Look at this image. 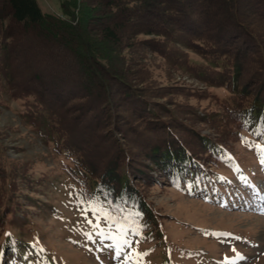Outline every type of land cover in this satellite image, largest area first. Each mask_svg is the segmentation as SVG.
<instances>
[{"label": "rangeland", "instance_id": "374dc122", "mask_svg": "<svg viewBox=\"0 0 264 264\" xmlns=\"http://www.w3.org/2000/svg\"><path fill=\"white\" fill-rule=\"evenodd\" d=\"M36 1L44 14L64 19L62 6L72 0ZM77 1L82 12L94 7L93 0ZM197 1L206 12L200 10L190 25L174 22L182 33L170 38L169 51L155 35H134L132 28L121 32L111 60L118 76L103 78L107 85L100 84V90L95 80L83 78L77 61L59 64L44 54L38 33L23 31L7 40L14 24L0 6V245L8 231L43 247L55 264H264V143L255 144L248 134L237 138L238 119H218L219 101L231 94L217 83L223 71L206 58L226 46L232 55L240 54L239 87L262 82L264 0H236L234 24L220 23L223 12L219 19L211 16L220 11L217 4ZM142 19L143 27L155 21ZM97 23L91 28L104 22ZM185 31L191 33L186 39ZM197 34L198 49L185 48ZM48 108L53 119L44 112ZM153 111L170 120L168 126L154 121ZM57 118L64 127L63 145L81 146L95 169L111 167L117 177L128 173V185L149 206L152 225L135 234L83 212L80 199L89 184L81 175L87 185L81 187L63 168L76 169L54 142L62 138L49 128ZM176 138L197 161L200 176L211 179L201 182L202 189L173 187L150 156ZM203 138L229 160L215 151L205 155ZM189 173L196 175L197 168Z\"/></svg>", "mask_w": 264, "mask_h": 264}, {"label": "trees", "instance_id": "16d2710c", "mask_svg": "<svg viewBox=\"0 0 264 264\" xmlns=\"http://www.w3.org/2000/svg\"><path fill=\"white\" fill-rule=\"evenodd\" d=\"M93 1L92 6L94 7H89L88 12H82L83 10L79 8V4H82L78 3L77 0L66 2L62 6L65 18L59 19L44 14L36 0H0V6L7 11L11 19L10 22L14 24L11 27L14 35L12 33L11 36H7V40L13 39L15 35L23 33V31L28 32V34H33V32L34 34L38 33L39 40L37 41H42L41 50L44 54L47 56L50 55L51 59H54L53 61L59 64L69 58L70 60H75V62L77 61L75 63L76 68L81 72L84 70L83 78L86 77L95 80L98 86L96 89L100 90V84L107 85L105 83L107 82L106 79L108 80L111 77L118 76L119 72H116L114 67H112L113 63L111 60L115 52L114 47L120 45L121 32L132 28L131 32H134V35H155L158 38L155 39L156 43H159L163 51L166 52L170 50V45L174 44L170 38L182 33L181 27L174 25V22L184 23V26L190 25V21L198 18V16L201 17L198 13L200 10L206 12V8H204L206 6H203L201 1L198 2L197 0ZM211 2L217 4L220 10L218 13L211 14L213 18L219 19V13L223 12V16L221 15L219 19L221 21L220 23L225 24V22L232 21L231 23L234 24L236 22V15L234 13V6L237 3L236 0H207L208 4H212ZM94 12L95 14H92ZM143 17H154L155 21L151 25L146 24L143 27L142 25H145L143 24ZM222 17L227 19L224 18L225 20H223ZM105 19H108L109 22L106 23L104 21ZM98 20L99 23L97 25L102 21L104 22L103 25L101 23L100 26L98 25L99 27L91 28V24H96ZM231 23H226V25L230 26ZM33 30H37V32ZM184 33L185 39L191 34L186 31ZM200 41H202L200 37H195L193 39L194 44L188 42L189 46L188 44L184 46L185 48H194L197 50L198 47L195 42L199 43ZM7 48L6 50H9ZM230 51V49L224 46L219 51H209L206 57L212 60L216 70L219 69L224 72V74L222 72L217 83L219 84V81H221L220 85L229 88L227 91H229L232 97V99L229 96V98L219 101L218 109L221 111L218 112L220 113V118H218V112L213 113V115L211 114L210 117L212 119L217 117L223 120L224 116L225 118L228 116L232 119H238L236 124L237 134L234 133L237 138H242L248 134L255 139V144H263L264 80L259 83H253V87L247 85V89L239 87V84H241V74L243 73L242 62H240L239 53L232 55ZM52 52L59 54L54 55ZM249 60H247L248 63H250ZM58 73L59 75L62 74L60 72ZM203 75V73H200L198 76L203 78ZM103 78H105V82H103ZM220 85L218 86L220 87ZM254 91L255 95H253ZM233 97L237 99V103H231ZM44 112L50 115L51 119H53L52 116H56L51 108H48ZM151 115L152 119L154 121L156 119V122L160 125L168 126V123H170V120L158 113L155 114L154 111ZM222 115H224L223 118ZM58 116L61 117L60 115ZM61 124L62 121L60 118H57V121L53 120V124H50L49 128L52 132L61 136V132L62 135L64 132V127ZM61 137L54 138V142L60 144L58 149L60 152H67L70 155L76 167V169L70 167L71 164L63 166V168L67 167V175L79 181L81 187H87L86 184L81 183L84 179L89 184L87 193L82 194V198L80 199V208L86 215L111 220L112 225H117L121 229H134L135 234L146 230L152 225L151 221L153 219L150 215L149 206L146 205L142 195L136 189L132 188V186L128 185L130 178L128 173L120 174L117 177L111 167L95 169L92 167V163L85 159V154L80 148L81 146L76 144L74 149L72 148L74 146L68 142L63 145L65 138L63 136ZM181 142H178L177 138L176 142H173L172 139L171 141L164 142V148L161 152L154 150L150 153V156L159 170H162L160 174L170 184H173V187H179L183 183L191 191H196L199 188L202 189L201 182L211 179L200 176L197 161L192 156H188L187 149L182 148L183 144ZM201 145L205 155L209 154L211 156L215 151L216 156L218 158L219 156L221 157L222 151L217 144L215 145L206 138H203ZM72 149H74V152ZM221 158L223 160H229V158ZM193 167L197 168L198 173L196 175L195 173L193 175L189 173V170ZM237 168L235 166L232 167L234 173L238 172ZM137 172L139 174L141 173L138 170ZM81 175L84 176L83 180H81ZM4 236V243L0 245V256L4 262L33 264L34 259L36 264H55L54 260L45 256L43 247L30 245L19 235L9 236L8 231L5 232ZM3 245L6 246L5 249L2 248ZM29 259L32 260L29 261Z\"/></svg>", "mask_w": 264, "mask_h": 264}, {"label": "bare ground", "instance_id": "6f19581e", "mask_svg": "<svg viewBox=\"0 0 264 264\" xmlns=\"http://www.w3.org/2000/svg\"><path fill=\"white\" fill-rule=\"evenodd\" d=\"M263 234H264V232H263Z\"/></svg>", "mask_w": 264, "mask_h": 264}]
</instances>
